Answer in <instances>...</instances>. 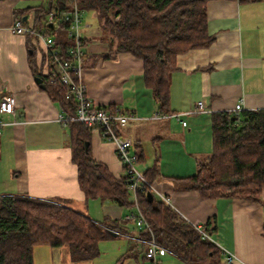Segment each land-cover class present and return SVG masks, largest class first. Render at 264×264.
<instances>
[{
	"label": "crops",
	"instance_id": "crops-1",
	"mask_svg": "<svg viewBox=\"0 0 264 264\" xmlns=\"http://www.w3.org/2000/svg\"><path fill=\"white\" fill-rule=\"evenodd\" d=\"M41 5L45 3L40 0H0V101L7 95L15 98L13 114H0V196L63 201L96 223L113 228L108 241L125 240L128 252L123 263L133 259V264H146L142 230L135 221L117 204L86 200L80 190L68 129L57 121L60 104L34 81L33 68L39 72L42 65V46L34 36L10 30L18 14L25 27L33 28L35 10ZM206 18L213 41L177 57L166 116L158 113L139 59L124 53L104 57L110 52L108 37L99 39L105 48L93 50L92 42L81 33L85 67L81 82L94 105L120 107L137 117L122 133L140 157V171L156 168L151 182L155 199L160 200V194L194 227L215 218L216 231L210 239L220 250L233 254L235 264H264V188L257 203L204 199L184 181L195 174L197 162L212 152L213 113L233 112L238 103L243 110L264 109V1L209 0ZM198 102L203 109L187 113L196 110ZM176 113L181 117H172ZM155 114L159 116L152 118ZM89 144L94 161L104 164L117 179L125 176L113 145L96 130H91ZM159 259L162 264H188L167 250ZM222 261L225 264L223 255Z\"/></svg>",
	"mask_w": 264,
	"mask_h": 264
},
{
	"label": "trees",
	"instance_id": "trees-1",
	"mask_svg": "<svg viewBox=\"0 0 264 264\" xmlns=\"http://www.w3.org/2000/svg\"><path fill=\"white\" fill-rule=\"evenodd\" d=\"M33 30L46 36L61 30L46 21L52 11L76 5L93 12L102 30L108 33L110 52L105 58L130 54L143 65V80L151 91L159 114H169L170 78L177 70L179 55L208 47L213 37L207 30L206 4L209 0H40ZM260 2L264 0H238ZM16 19L24 23L18 14ZM57 29V30H56ZM60 56L67 53V37L53 39ZM51 98L63 112H71L64 99V87L49 83L33 68ZM71 161L77 168L78 185L86 200L112 202L131 208L126 177L115 178L108 168L90 154V129L76 122L67 124ZM212 152L197 162L194 175L184 181L204 199L235 198L259 202L264 188V109L216 112L211 115ZM88 144L85 148V144ZM137 155V153H136ZM140 157L137 155V162ZM156 168L143 172L152 182ZM148 192V189H146ZM139 209L155 242L188 264H224L222 251L209 238L215 233V218L201 231L186 222L168 204L153 196L137 194ZM108 226L67 207L63 201L28 196H0V264H34L36 246L68 247L73 262L91 261L99 255V243L112 237ZM142 238L151 237L142 231ZM117 264H122L119 261Z\"/></svg>",
	"mask_w": 264,
	"mask_h": 264
},
{
	"label": "built area",
	"instance_id": "built-area-1",
	"mask_svg": "<svg viewBox=\"0 0 264 264\" xmlns=\"http://www.w3.org/2000/svg\"><path fill=\"white\" fill-rule=\"evenodd\" d=\"M82 14L83 11L73 5L72 8L64 11H52L47 16V22L55 27H58L59 23L66 25V37L70 40L71 46L63 56H60L58 49L54 47L53 41H49L48 36L32 28L25 27L19 19L14 20L10 30L15 34L34 36L38 40L43 50L42 65L39 72L49 83H59L64 87V99L71 103L72 111L63 112L61 110L57 116V121L63 126H67L70 122H76L86 129L96 130L103 140L113 145L116 158L124 169L127 189L133 194L136 214H131L130 217L135 221L138 228L144 232H149L151 236L141 240L142 253L146 264H161L159 257L166 250L155 242L151 230L139 209L136 198L137 194L143 193L145 195L147 193L146 189L153 196L156 193L152 184L144 178L143 173L136 169L137 155L131 151L132 141L122 133L127 123L136 120L137 117L120 107L94 105L87 97L81 82L84 62V41L80 31ZM14 107V96L7 95L0 101V114H13ZM202 109L203 103L198 102L196 110L187 113H196ZM242 110V104L238 103L235 105L233 112L238 113ZM181 115L176 113L172 114V117L178 119ZM158 116L159 114H155L152 118H157ZM2 125L0 121V136ZM182 125L185 126V122L182 121ZM159 198L163 202L166 201L160 194ZM195 227L203 237L208 238L199 226ZM221 251L225 264H235L237 258L233 254L222 249Z\"/></svg>",
	"mask_w": 264,
	"mask_h": 264
},
{
	"label": "rangeland",
	"instance_id": "rangeland-1",
	"mask_svg": "<svg viewBox=\"0 0 264 264\" xmlns=\"http://www.w3.org/2000/svg\"><path fill=\"white\" fill-rule=\"evenodd\" d=\"M80 31L83 36L87 38L88 43L92 42L91 44L94 45L92 48L93 50L105 48V45H102V41H99V39L102 40L107 38L108 33L101 29V27L99 26V21L93 12H83ZM48 37L49 41H52V39L58 37H66V34L63 33L61 30H57L52 33L50 32L48 34ZM107 49L109 50L110 48ZM84 68H82V73L84 72ZM135 167L139 172H141L139 168H141L142 166L139 167L137 164ZM130 201H132L131 196ZM121 210L122 213H126L129 216L131 214H136V209L134 206L131 208L122 207ZM136 231L138 232V229H136ZM212 235L214 234H210L209 238H211ZM99 251L100 256L92 261H81L79 263H71L67 257V255L69 254L68 247H63L62 250H54L48 246L41 245L37 247L34 259L35 264H117L119 261H121L122 264H133L134 262L133 259H131L129 262L126 259L123 263L124 255L128 252L127 243L124 239L102 241L99 244ZM159 260L161 261V259Z\"/></svg>",
	"mask_w": 264,
	"mask_h": 264
},
{
	"label": "water",
	"instance_id": "water-1",
	"mask_svg": "<svg viewBox=\"0 0 264 264\" xmlns=\"http://www.w3.org/2000/svg\"><path fill=\"white\" fill-rule=\"evenodd\" d=\"M34 81H35L38 85H40L41 87H44V85H43V83H42V80H41L39 77H35V78H34ZM87 145H88V144L86 143V144H85V148H86ZM145 196H146V198H147V200H148L149 202H152V200H153V195H152L151 192H147V193L145 194Z\"/></svg>",
	"mask_w": 264,
	"mask_h": 264
}]
</instances>
